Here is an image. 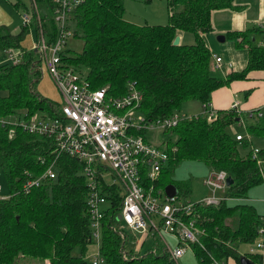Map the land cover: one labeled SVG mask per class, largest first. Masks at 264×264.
Returning <instances> with one entry per match:
<instances>
[{"label":"trees","instance_id":"obj_1","mask_svg":"<svg viewBox=\"0 0 264 264\" xmlns=\"http://www.w3.org/2000/svg\"><path fill=\"white\" fill-rule=\"evenodd\" d=\"M13 5L20 10L19 14L28 11L31 21L26 26L21 22L16 32L0 24V50L11 48L20 55L16 62H0V90L4 91L0 94V117L34 113L53 116L59 105L36 86L42 71L40 51L24 46L23 40L35 28L36 41L40 33L48 43L55 41L58 35L55 3L30 0L28 7L16 0ZM167 5L166 23L138 24L124 17V0H82L67 17L71 36L83 40L82 49L72 51L65 48V43L60 49L62 61L80 72L86 68L91 87L108 85V93L112 95L124 93L128 81L134 80L142 94L140 111L149 118L170 116L189 99L208 103L213 89L245 78L251 69L264 67V45L253 44L244 30L230 35L236 40L242 33L249 44L246 66L226 76H217L211 69V52L202 33L212 28V11L231 7L232 0H167ZM179 31L191 32L194 42L173 44ZM257 110L261 114H251L255 120L246 123L245 128L251 136L264 137V106ZM216 114L212 120L202 113L183 118L161 132L169 158L156 186L163 190L165 184L173 183L177 195L187 200L178 193L183 181L173 178L178 162L197 159L210 169H224L233 178L223 192L224 198L217 204L191 199V210L183 215L204 229L198 241L190 242V247L198 264H212L214 260L227 264L229 259L240 264L241 255L264 264L260 253H242L238 249L241 243L255 242L257 228L263 222L262 213L252 203L228 204L226 200L248 197L249 188L263 181L264 146L241 155L238 144L246 143V138H236L231 129L238 122V112L231 108L220 109ZM10 127L0 123V166L9 188L8 195L0 197V264H14L23 255L48 258L49 264H91L85 257L94 239L86 204V178L81 171L83 162L59 154L54 159L55 176L26 191L25 170L33 175L41 173L53 160V143L46 136L18 126L10 135ZM102 186L108 201L103 208L99 242L102 264H176L156 233L149 247L127 248L129 233L116 218L121 190L116 183L106 185L104 180ZM75 247L79 248V254H73Z\"/></svg>","mask_w":264,"mask_h":264},{"label":"built area","instance_id":"obj_2","mask_svg":"<svg viewBox=\"0 0 264 264\" xmlns=\"http://www.w3.org/2000/svg\"><path fill=\"white\" fill-rule=\"evenodd\" d=\"M82 0H53L56 13L54 19L58 27V35L54 42L48 43L42 33L39 41L33 46L40 51L44 67L54 78L62 94V103L53 116L34 113L30 116H15L16 118H0V123L10 124L9 134L18 126L24 131L36 133L50 138L53 143L51 153L54 154L44 170L38 175L25 170L26 180L24 190L51 179L56 174L54 159L65 153L83 162L82 173L86 178V204L90 216L91 234L95 241H100L101 223L104 215V205L108 202L102 186L104 183H116L121 190V206L118 214L119 222H124L134 232H150L157 234L169 253V257L176 264L190 242L198 241L203 228L197 227L193 219H185L193 205L191 199L182 200L177 194L168 196L156 186L163 166L169 154L161 141V132L175 125L180 119L196 117L176 111L170 116L149 118L140 111L142 94L134 80H129L127 89L119 95L108 93V85L92 88L86 75L65 65L61 59L60 49L66 43L72 30L67 26L68 13ZM22 25H29L31 16L28 11H21ZM264 29V25H263ZM264 45V37L262 39ZM8 60H19V52L15 49H5ZM221 56H215L213 65H219ZM237 102L233 103L236 108ZM237 110V109H236ZM261 114L259 110H251L249 114ZM216 113L209 110L206 118H215ZM239 123L244 120L239 117ZM236 133V138H242ZM247 138L250 139L248 133ZM254 152L258 149L254 147ZM43 160V159H42ZM112 173V181L108 183L104 172ZM227 172L224 169H211L203 179L210 193L200 200L207 204H217L223 198L216 195V190L223 193L228 186ZM264 182V176H263ZM0 184V190H1ZM264 203V198H263ZM117 216V215H116ZM263 222L257 228L256 249L264 256V213ZM122 227V225H121ZM122 229V228H121ZM161 232L172 234L177 242L169 248L163 242ZM135 239V237L133 238ZM254 243V242H253ZM143 244V240L141 241ZM99 246V245H98ZM152 250L153 247L151 248ZM140 250V249H139ZM91 264H102L103 257L98 249L91 259ZM212 264H221L214 260Z\"/></svg>","mask_w":264,"mask_h":264},{"label":"rangeland","instance_id":"obj_3","mask_svg":"<svg viewBox=\"0 0 264 264\" xmlns=\"http://www.w3.org/2000/svg\"><path fill=\"white\" fill-rule=\"evenodd\" d=\"M5 3H7L9 6H11L15 13L16 9L13 6V2L16 0H4ZM25 2V4L29 7L30 6V0H21ZM124 17L128 20L137 22L138 24H164L168 21L169 16V9L167 5V0H124ZM21 19V16H20ZM19 15L17 14V21L10 25L9 28L13 31L16 30V26L19 24ZM22 22V19H21ZM188 37L193 38V34L191 32H187ZM31 41V38L36 41V31L35 28H31L29 33L26 35V37L23 40V45L25 39ZM216 38V37H215ZM83 40L80 37L77 36H69L66 39V45L65 48H68L72 51H80L82 49ZM8 61L7 53L4 50H0V62ZM42 65V71L41 76L39 80L37 81V88L38 90L44 95L52 99L56 104L62 103V94L61 91L56 84L54 78L49 73V71L44 67V64ZM82 72L86 75V68H82ZM4 93L3 90H0V94ZM201 107V102L196 99H189L183 102L180 112L186 113L188 115L197 112L196 110H199ZM199 112V111H198ZM1 118V117H0ZM5 118L14 119L16 118L13 115L5 116ZM238 131L246 138V143L240 142L238 144V151L241 155L246 154L250 150H252V146L261 147L264 146V140L261 137H255L251 136V141L249 138H247V131L246 128L239 127ZM210 167L201 160L197 159H184L178 162L173 170V178L175 180H182L184 185L180 189V192H178L181 196H185L187 199H198L205 195H208L210 193V190L208 187L204 184L203 179L209 174ZM161 175V173H160ZM104 178L108 183H111L113 177L112 173L109 170H106L104 172ZM0 183L2 186V190H0V197H4L8 195L9 188L8 184L6 182V179L2 172V167L0 166ZM186 191V192H184ZM222 192L220 189L216 190L217 196H222ZM264 182L261 181L253 186H251L248 190V197L246 198H229L226 199L228 204H234L236 202H249L252 203L260 213H264ZM108 203H106L104 206H107ZM122 225V228L126 230L129 233V239L126 242L127 248L129 247H136L137 249H144L146 247H149L151 242L153 241V231L146 236L145 233H136V237L141 238L138 244H135V239H133L134 231L128 228V226L122 221L120 222ZM161 237L163 239V242L166 243V245L171 248L176 245L177 239L174 235L168 234L165 232H161ZM160 238V237H159ZM161 239V238H160ZM260 238H257L254 243H241L238 246V249L240 252H247L250 250L251 247H254L256 249L255 243ZM143 240V244H141V241ZM162 241V240H161ZM99 242L100 241H93V243H90L88 245V248L85 252V257L91 261V259L95 256L96 251L99 249ZM73 254H79V248L75 247L73 249ZM251 252V251H249ZM255 252H259V250H256ZM178 264H198L197 259L192 251L191 248H187L184 253L178 257L177 259ZM224 263V262H223ZM14 264H49V259L45 258L42 259L40 257H34V256H19Z\"/></svg>","mask_w":264,"mask_h":264},{"label":"crops","instance_id":"obj_4","mask_svg":"<svg viewBox=\"0 0 264 264\" xmlns=\"http://www.w3.org/2000/svg\"><path fill=\"white\" fill-rule=\"evenodd\" d=\"M14 8L17 13L4 0H0V24L13 25L17 21L18 14L19 24L16 26V30H13L16 32L20 28L21 19L20 10L15 6ZM211 25V30L203 32L202 37L211 52V61L214 62L215 56H221L219 65L216 67L213 65L211 68L213 73L217 76H226L231 71H239L247 64L249 44L243 40L242 33L235 40L230 35V32L247 30V39L252 41L253 44L261 45L264 37V0H232L231 7L216 8L212 11ZM187 32L189 31H179L177 33L180 35V42H194V35H192L193 38L188 37ZM220 34L225 36L224 40L217 38V35ZM237 41L240 44H236ZM33 43L34 40L32 38L31 41L28 38L24 41L26 47H34ZM235 102H237V106L233 108L232 106ZM263 106L264 67L251 69L245 78L233 79L229 83L213 89L210 101L205 104L201 103L200 109L190 115L202 113L206 116L210 109L215 113L220 109H235L239 117L244 120V123L242 124L238 121L231 125V129L235 133H240L238 131L239 127L245 128L246 123H249L250 120H255L249 114V111L261 109ZM261 138L264 140V137ZM136 233L139 232H134L135 244H138L141 238L136 237ZM134 249L139 250L136 247ZM227 264H236V262L233 259H229Z\"/></svg>","mask_w":264,"mask_h":264},{"label":"water","instance_id":"obj_5","mask_svg":"<svg viewBox=\"0 0 264 264\" xmlns=\"http://www.w3.org/2000/svg\"><path fill=\"white\" fill-rule=\"evenodd\" d=\"M217 38L220 40H224L225 36L223 34H220V35H217ZM172 43L175 45L180 43V35L179 34H176L174 36ZM34 50H37V48H34ZM226 182L228 185L233 182V178L231 177V175H227ZM163 190H164V193L168 196H172V195L177 194V188H176L175 184H173V183L165 184ZM120 217H121V215L117 214L116 218L120 219ZM239 262H240V264H257L256 262H254L252 259H250L246 255H241Z\"/></svg>","mask_w":264,"mask_h":264}]
</instances>
